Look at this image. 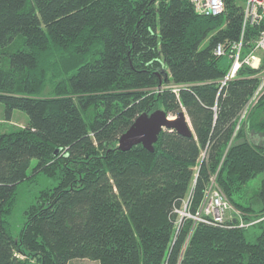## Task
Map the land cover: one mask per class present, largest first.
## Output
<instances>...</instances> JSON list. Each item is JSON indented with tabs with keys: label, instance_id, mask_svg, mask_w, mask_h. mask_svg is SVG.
<instances>
[{
	"label": "trees",
	"instance_id": "trees-1",
	"mask_svg": "<svg viewBox=\"0 0 264 264\" xmlns=\"http://www.w3.org/2000/svg\"><path fill=\"white\" fill-rule=\"evenodd\" d=\"M242 18V0L218 15L190 0H0V48L23 36L0 61V103L8 121L28 115L0 132V264H264V90L252 102L264 56L222 84L232 62L214 53L239 39ZM260 31L246 27L244 52ZM156 109H185L194 134L120 149ZM39 173L57 183L15 237L18 185ZM212 179L237 216L181 217Z\"/></svg>",
	"mask_w": 264,
	"mask_h": 264
},
{
	"label": "built area",
	"instance_id": "built-area-1",
	"mask_svg": "<svg viewBox=\"0 0 264 264\" xmlns=\"http://www.w3.org/2000/svg\"><path fill=\"white\" fill-rule=\"evenodd\" d=\"M243 1V18L242 31L238 40L229 44L218 43L214 49L217 56H227L232 64L227 75L224 77L222 84H225L230 78L234 77L243 64L258 67L262 63L264 56V0H242ZM194 10L204 15H218L225 9V0H190ZM249 25L261 26V31L254 40V46L249 52H244L245 43L244 35L246 27ZM261 83L256 91L255 98L262 93L264 86V70L261 71ZM190 199H186L183 203L184 209H178L182 217L188 216V207ZM203 214L205 216L201 221L207 223H223L227 219L228 211L232 208L230 202L217 186L214 179L206 190L204 199L201 203ZM212 212H209L210 210ZM186 212H184V211ZM185 214H183V212ZM179 213V214H180ZM198 211L195 213L197 214ZM187 214V215H186ZM245 225L240 223V226Z\"/></svg>",
	"mask_w": 264,
	"mask_h": 264
},
{
	"label": "rangeland",
	"instance_id": "rangeland-1",
	"mask_svg": "<svg viewBox=\"0 0 264 264\" xmlns=\"http://www.w3.org/2000/svg\"><path fill=\"white\" fill-rule=\"evenodd\" d=\"M22 44H23V36L20 35L16 38V40L10 46H7L6 48H0V61H2L3 59H6L9 53L21 48ZM263 89H264V86L262 90ZM256 100L257 98L252 100V102L254 101L253 103H255ZM183 110L186 114V117L189 120V116L187 115L185 109ZM27 122H28L27 113L19 109L14 110L12 122L4 119V105L0 103V132L11 131L13 129H16L19 126L26 125ZM35 164H36V160L34 159L32 161V166ZM31 173H32V168L28 170V174L30 175ZM263 176L264 174H261L260 176H258V178H255V181L257 184L259 183V181L261 180ZM56 183H57L56 180H54L53 178H50L44 175L43 173H39L35 182H30L29 179H26L18 185V188L16 191L18 195L16 207L12 215L10 216V222L12 224V230H13V234L15 237L19 235L20 230L23 226L24 210L26 209V207L32 201H34L35 197L39 194L41 188H47V187L52 188ZM184 212L183 214L186 213ZM209 212H211V210ZM180 216H181V213H180ZM204 216H205V213L203 214V209L201 208V205L198 208L197 214H193L188 210L187 217L192 218L194 221H201ZM236 216H237V212L231 208L227 214V218H233ZM70 264H97V263L89 259H75L71 261Z\"/></svg>",
	"mask_w": 264,
	"mask_h": 264
},
{
	"label": "water",
	"instance_id": "water-1",
	"mask_svg": "<svg viewBox=\"0 0 264 264\" xmlns=\"http://www.w3.org/2000/svg\"><path fill=\"white\" fill-rule=\"evenodd\" d=\"M165 129L175 130L186 136L194 134L190 119L188 120L184 111L171 117L164 109H156L150 113H141L134 119L130 127L121 134L119 148L129 150L141 143L146 149L153 151L159 134Z\"/></svg>",
	"mask_w": 264,
	"mask_h": 264
},
{
	"label": "crops",
	"instance_id": "crops-1",
	"mask_svg": "<svg viewBox=\"0 0 264 264\" xmlns=\"http://www.w3.org/2000/svg\"><path fill=\"white\" fill-rule=\"evenodd\" d=\"M11 122H12V120H11Z\"/></svg>",
	"mask_w": 264,
	"mask_h": 264
}]
</instances>
